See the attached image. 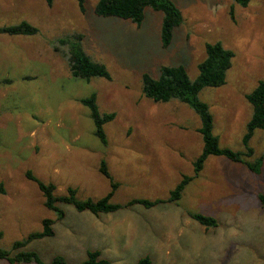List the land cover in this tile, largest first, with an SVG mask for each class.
<instances>
[{"label":"rangeland","instance_id":"obj_1","mask_svg":"<svg viewBox=\"0 0 264 264\" xmlns=\"http://www.w3.org/2000/svg\"><path fill=\"white\" fill-rule=\"evenodd\" d=\"M98 1L85 0L81 13L77 0H53L52 6L47 0H0V27L26 21L40 31L20 37L30 40L28 54L1 43L17 37L0 35V60L8 59L0 71V182L7 190L0 195V246L11 250L52 219L55 236L24 249L37 251L45 264L57 255L81 264L95 250L110 264H138L144 257L153 264H264V211L257 198L264 194V159L256 175L210 157L194 178L193 164L203 151L198 115L179 101L159 104L143 94V76L157 78L163 66L182 65L195 80L206 45L222 43L235 54L226 84L204 89L200 99L213 115L220 146L244 152L253 113L246 96L264 81V0H250L246 8L234 0H171L184 21L168 48L162 46L163 13L146 9L139 28L96 16ZM76 35L83 36L86 53L107 66L110 81L72 76L65 55L78 44ZM94 94L102 114H116L104 126L108 144L82 103ZM250 148L248 162L264 157V130L255 132ZM102 161L120 184L112 202L123 206L166 201L185 176L193 179L178 203L135 205L99 218L60 203L65 217L59 221L26 177L31 171L54 184L57 196L74 188L78 200L98 201L111 191L99 172ZM189 213L213 217L218 227L207 230Z\"/></svg>","mask_w":264,"mask_h":264},{"label":"trees","instance_id":"obj_2","mask_svg":"<svg viewBox=\"0 0 264 264\" xmlns=\"http://www.w3.org/2000/svg\"><path fill=\"white\" fill-rule=\"evenodd\" d=\"M242 7H248L250 0H234ZM81 13H86L85 0H77ZM49 6H52L53 0H47ZM152 9L164 14L161 29L162 46L168 48L173 40V34L176 28L180 27L184 21L182 12L171 0H99L95 6V15L100 18H116L123 21L131 22L137 27H141L145 18L146 9ZM40 33L39 29L30 23L23 21L17 25L0 27L1 35L9 36H36ZM74 39L78 42L75 48L71 47L65 58L72 76L76 79L90 81L95 78H103L111 80V74L105 64L94 61L82 47L83 36L76 35ZM70 40L62 42L68 45ZM235 54L233 51L226 49L222 43H214L206 45V59L199 65V76L195 80H191L187 70L182 65L163 66L159 70V76L154 78L148 74L143 76V94L155 103H169L171 101H179L188 105L199 117L201 127L198 133L202 137L203 151L198 159L194 162V178L198 177L203 171L207 160L210 157H224L230 162L242 164L247 169L260 175L262 172V157L255 162H248L247 158L252 157L254 151L250 148V143L258 130H264V81L246 96L248 103L252 106L253 113L246 127V133L243 138L244 152H235L228 148L220 146V139L214 134V118L208 104L200 99V93L207 88H221L226 84L227 73L232 68ZM7 83H12L6 80ZM91 111V117L96 128V135L108 144L104 126L113 122L116 118L115 113H104L99 111L96 95H92L89 99L83 100ZM100 174L108 179L111 183V191L98 201L87 200L80 201L77 198L78 191L74 188L67 189L66 196H57V187L54 184H46L40 181L31 171L26 175L27 179L35 183L44 197V206L58 215L57 220L65 217L64 211L59 207L60 203L73 206L76 211L90 212L95 217L101 215L115 213L122 209H127L135 205H143L150 209L162 203H178L187 185L193 178L185 176L182 182L171 192L166 201H148L133 200L126 205L114 204L112 199L120 184L115 182L110 174L108 165L102 161ZM7 190L5 184L0 182V195H6ZM258 201L264 211V194L257 195ZM194 221L198 222L202 227L215 229L218 227V221L210 216L199 213H189ZM56 221L46 219L43 221L42 231L31 234L25 241L16 242L11 250H5L0 246V260L9 264H45L41 255L34 250H24L29 244L36 240H42L55 236L54 225ZM3 233L0 232V242ZM51 264H70L67 259L61 255L55 256ZM81 264H110L106 259L102 258L100 250L89 251L87 259ZM138 264H153L150 257L142 258Z\"/></svg>","mask_w":264,"mask_h":264},{"label":"crops","instance_id":"obj_3","mask_svg":"<svg viewBox=\"0 0 264 264\" xmlns=\"http://www.w3.org/2000/svg\"><path fill=\"white\" fill-rule=\"evenodd\" d=\"M1 35V34H0ZM13 37H17V38H13V39H6V38H1L2 40H1V43H3V44H5L6 46H9V45H11V46H13L14 47V45L15 46H17V47H20V48H22V49H25V53L26 54H28V52H27V47H28V44H29V39H25V38H20L21 36H13ZM5 39V40H4ZM19 53V52H18ZM12 57V56H11ZM13 57H14V55H13ZM15 58L16 59H14L15 61L16 60H19V58H20V55L19 54H17L16 56H15ZM8 59H6V56H3V58L0 60V71H1V69H3L4 67H6L7 66V64H8Z\"/></svg>","mask_w":264,"mask_h":264}]
</instances>
